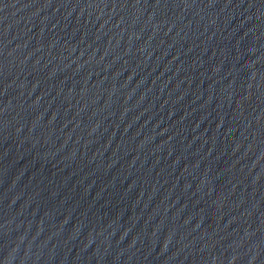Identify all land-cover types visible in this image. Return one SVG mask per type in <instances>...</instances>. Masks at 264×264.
<instances>
[{"label":"water","instance_id":"water-1","mask_svg":"<svg viewBox=\"0 0 264 264\" xmlns=\"http://www.w3.org/2000/svg\"><path fill=\"white\" fill-rule=\"evenodd\" d=\"M0 264H264V0H0Z\"/></svg>","mask_w":264,"mask_h":264}]
</instances>
